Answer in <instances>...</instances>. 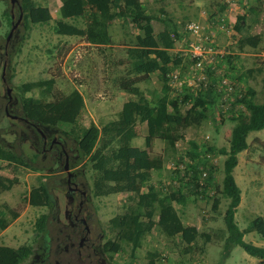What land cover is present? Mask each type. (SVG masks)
I'll list each match as a JSON object with an SVG mask.
<instances>
[{"label":"rangeland","instance_id":"374dc122","mask_svg":"<svg viewBox=\"0 0 264 264\" xmlns=\"http://www.w3.org/2000/svg\"><path fill=\"white\" fill-rule=\"evenodd\" d=\"M36 1L48 5L53 10V18L48 23L30 24L28 27L22 21L15 31L9 45L10 51L17 47H20V51L12 58L9 55L6 74L12 91L13 87L16 89L21 83L53 77L59 94H68L75 88L83 94L85 107L77 119V125L89 126L95 123L101 127L107 121L117 118L123 102L133 97L120 88L119 81L122 75H127V49L137 44V35L142 31L124 18H117L110 25L111 46L81 44L86 26L84 17L62 18L60 8L57 10L62 0ZM143 3L147 12L153 16L155 33L165 28L167 23L177 29L179 37L171 52L174 57L181 58L178 69L185 73L191 67L188 52L191 39L189 23L193 20L211 23L216 33L215 44L229 52L223 59L226 64L223 73L234 82L236 95L243 94L251 87L256 90L255 100L264 101V0H251L249 4L241 6L228 4L225 0H143ZM254 6L257 7L256 12L250 10ZM5 10H11L10 0H0V142L24 156L29 165L0 159V175L16 179L10 189L0 192V210H4L9 218L8 227L0 233V245H31L32 255L21 264H43L44 252L49 254V257H45L50 264H65L62 253L73 251L71 242L76 238L79 241L81 237L67 239L62 229L71 230L81 195L69 192L68 176L64 169L65 155L55 145L51 148L53 135L56 134L59 139L60 131L52 134L47 129L44 144L34 126L6 114L8 97L2 72L4 49L12 23L9 24L4 17ZM14 12L17 20V6ZM246 12L247 19L241 23L244 30L240 34L234 25L239 16ZM224 16L227 18L226 31L219 30L215 23ZM248 34L259 35L258 46H241L240 39ZM144 39L146 46H158L155 36ZM228 55L229 59L226 58ZM175 69L177 68L173 67L171 71ZM10 72L13 73L11 80ZM161 83L160 75L153 73L137 85L148 99L154 100L158 94H162ZM178 89L174 88L173 91L176 93ZM187 89L188 86L182 90L183 93ZM31 94L39 96L37 89L28 93ZM218 102L214 108H209V116L200 126L185 129V136L177 141L175 149L167 148L161 138H156L151 153L165 160L163 169L152 171L150 182L164 192L171 191L182 183L187 184L190 176H184L183 173L189 165L194 164L200 169L213 167L214 179L207 192H204L207 189L195 192L184 185L187 202L174 203L185 224L196 225L200 232L211 234L226 228L224 217L229 203L222 190L226 155L218 152V149L229 146L238 113L249 112L242 103H238L232 107L231 113L221 114ZM10 112L21 115V108L10 107ZM137 129L139 135L132 140V144L145 147L147 123L139 121ZM192 142L216 150L212 153L201 150L198 156H191ZM248 142V149L239 153V163L234 169L236 180L242 189V202L235 217L242 229L249 227L256 218L264 222V129L250 132ZM65 146L70 155L72 180L87 189L86 210L83 212L87 215L92 235L97 238L96 245L102 248L109 239L115 238V231L109 227V220L125 210L130 193L95 196L92 191L94 172L91 164L87 159L77 162L79 154L74 144ZM204 178L205 176L198 179L202 183ZM43 180L54 181L51 185L55 196V210L48 206H34L29 202L31 189ZM216 198L220 203L218 209L214 210ZM14 212L17 213L16 217L13 216ZM41 214L49 215L44 245H41V234L36 229V221ZM263 232L261 229L252 230L245 234L244 239L262 246ZM64 243L68 250L62 248ZM225 246V239L215 235L208 243L200 237L197 246L186 252L187 246L179 235L167 236L156 225L144 237L142 247L135 254L132 253L131 244L123 243L118 252L103 255L108 264H149L152 253L158 255L155 264H264V259L249 254L240 245L235 246L230 256L224 260Z\"/></svg>","mask_w":264,"mask_h":264},{"label":"trees","instance_id":"16d2710c","mask_svg":"<svg viewBox=\"0 0 264 264\" xmlns=\"http://www.w3.org/2000/svg\"><path fill=\"white\" fill-rule=\"evenodd\" d=\"M21 5L26 27L30 24H45L53 18L51 9L36 0H21ZM250 8L252 12L257 10L255 6ZM60 13L62 18L84 17L86 20L84 38L91 44H111L110 25L117 18H124L142 31L137 35V44L127 49L129 57L127 75H122L119 81L120 88L133 97L124 102L117 118L107 121L101 127L95 123L89 126L77 125V119L85 107L83 94L77 88L68 94H59L53 77L21 83L16 89L13 87L12 91L14 101L10 105L11 108H21V115L38 123L45 133L47 129H50L52 134L60 131L61 142L74 144L76 147L79 154L77 162L87 159V162L91 164L94 172L92 191L95 196L130 193L125 210L109 220V227L115 231V238L109 239L102 248L107 252L116 253L123 243H127L131 244L132 253L135 254L142 247L144 237L157 225L167 236L179 235L187 246L186 252L192 251L197 246V240L200 237L208 243L215 235L225 239L224 260L230 256L232 249L237 245L249 254L264 259V246L244 239L245 234L252 230L264 231L262 219L256 218L249 227L242 229L235 217L242 202V189L234 174V169L239 163V153L248 149L250 132L264 129V101L255 100L256 90L248 87L243 94L228 102L225 113L220 110L221 114H228L233 111L234 105L242 103L249 112L238 113L229 146L218 149V152L226 155L222 189L224 196L229 199L224 217L226 228L216 231L215 234L200 232L196 225L183 222L174 203L187 202L188 196L184 185L195 192L205 189L207 190L204 192H207L209 184L214 179L213 167L200 169L194 164L189 165L184 172V176H190L187 184L182 183L179 187L164 192L150 182L152 171L163 169L165 160L151 153L156 138H161L167 148L175 149L177 141L184 138L185 129L198 127L203 123L209 116V108H214L216 105L217 97L222 98L214 85L218 77L212 75V82L207 88H202L199 93L195 91L183 93L177 90V96L172 94L169 73L173 67L179 66L181 58L174 57L171 49L175 46L179 34L177 29L168 23L165 28L155 33L152 25L153 16L147 12L143 0H62ZM247 14L246 12L240 15L234 25L235 30L240 34L244 30L241 23L247 19ZM3 15L11 24L13 21L11 12L5 10ZM148 36H155L158 46H146L144 37ZM259 41V35L251 34L244 35L240 39L241 46L256 47ZM19 51L20 47L10 51L9 46L11 58ZM226 58L229 59L230 55ZM156 71H159L163 91L154 100H150L137 84ZM9 78L10 80L13 78V73L10 72ZM186 88L187 85L184 84L183 89ZM35 89L38 90L39 96L28 95ZM183 101L189 106L182 105ZM139 121L147 123L145 147L132 144V140L139 135L137 129ZM55 135L52 139L56 138ZM56 145L62 150V145ZM198 150L200 151L197 152ZM201 150L212 153L216 149L192 142L191 154L193 155L191 156H198ZM0 159L29 165L24 156L1 142ZM204 173L206 175H203ZM203 176L205 178L201 183L198 178ZM15 182V178L0 175V192L10 189ZM52 182L54 183V181L43 180L38 186H34L29 195L30 204L48 206L55 210ZM219 203V199L216 198L213 203L214 210L218 209ZM13 216L16 217L17 213L14 212ZM48 217V214H41L36 221V229L41 234V245H44L45 236L48 233ZM8 225L7 213L0 210V233ZM32 253L33 247L29 244L19 247L0 245V264H21ZM151 256L149 264H155L158 255L152 253Z\"/></svg>","mask_w":264,"mask_h":264},{"label":"built area","instance_id":"2783aa9c","mask_svg":"<svg viewBox=\"0 0 264 264\" xmlns=\"http://www.w3.org/2000/svg\"><path fill=\"white\" fill-rule=\"evenodd\" d=\"M225 2L241 6L249 4L251 0H225ZM215 23L219 30H228L225 16L220 17ZM189 31L191 34L189 53L194 63L191 69L185 73L180 68L169 73V84L172 94L177 96L173 89L180 88L184 84H187L195 92L202 88H207L212 82L211 75H215L218 80L214 85L222 95V98L227 102L235 100L236 96H238L236 95L235 84L228 75L226 76L223 73L226 66L223 59L229 52L215 44L214 34L216 33L211 23L206 24L201 20H193L189 23ZM180 98L183 99L182 97ZM184 104L188 105L183 101L182 105Z\"/></svg>","mask_w":264,"mask_h":264},{"label":"flooded vegetation","instance_id":"af4514ba","mask_svg":"<svg viewBox=\"0 0 264 264\" xmlns=\"http://www.w3.org/2000/svg\"><path fill=\"white\" fill-rule=\"evenodd\" d=\"M20 2H21V0H20ZM16 6L18 7L17 3L13 8V5L11 3V10L10 11L12 14H14V18L12 17L13 18L12 25H13V22L16 21L15 20V12H14ZM18 9H19V7H18ZM19 14H20V9H19ZM6 93H7V90H6ZM11 95H12V93H11ZM7 97H8V102L6 105H8L9 113L14 114V113L10 112V105L14 101V97L12 96L11 100H10L8 94H7ZM5 111H6V106H5ZM6 114H7V111H6ZM16 114H18V113H16ZM20 121H23V120H20ZM23 122L28 123L26 121H23ZM29 125H31V124H29ZM32 126H34V125H32ZM35 129L38 131V129L36 127H35ZM39 134L41 135V137L44 141V144H46L47 135H46V137H43L40 132H39ZM54 140L55 139H52V141H51V148L54 145L57 147L56 144L62 145V152L64 153L63 148H66L65 144L63 142H61L60 139H56L58 142H54ZM67 181H68V178H67ZM68 186H69V192H71L72 194L81 195V200L79 202V207H78L77 213L73 217V224L70 227L71 230L67 231L65 229H62V233H64V237L66 236L67 239H68V237H71L72 239H74L75 236L76 237L80 236L81 238L79 241L76 238L75 240H73L71 242V249H73V251H69L68 254H66L67 252L62 253L63 261H65L64 263L65 264H108L106 261V257L103 255V254H107L108 252L106 250H104L103 248H99V246L96 245L95 241L97 238L95 235H92L90 225L88 224L87 219H86L87 215L83 212L84 210H86L85 204L87 201V189H83L79 183H77L76 181H73V180L71 181L70 184L68 183ZM64 244H65V246H63L62 248H66V250H68V246L66 245V243H64ZM44 255L49 257V254L47 255L45 252H44ZM45 256H44V259L42 260V263L43 264H50L47 260V257H45Z\"/></svg>","mask_w":264,"mask_h":264},{"label":"water","instance_id":"95a60500","mask_svg":"<svg viewBox=\"0 0 264 264\" xmlns=\"http://www.w3.org/2000/svg\"><path fill=\"white\" fill-rule=\"evenodd\" d=\"M11 3L13 5V8L16 5V3L18 4V7L20 9V14H19L18 19L15 22H13L12 28H11L8 36H7V41H6V45H5V59H4V67H3L2 78H3L4 84H5V87H6V90H7V94L9 96L10 100L12 98V95H11L12 88L10 87V85H9V83L7 81V78H6V69H7L8 60H9V45H10V42H11V39H12V37L14 35L15 30L17 29V27L23 21V16H24V11H23V8H22L20 0H11ZM12 17L14 18V14H12ZM6 111H7V114L9 116H11L12 118L23 120V121L28 122L31 125H34L38 129V131L42 134V136L46 137V134L44 133L43 129L39 126L38 123H36V122H34L32 120H29L26 117H23L21 115L10 114L9 110H8V105H6ZM54 142H58V141L55 139ZM63 151H64V154H65L64 169L67 172L68 183L70 184L71 181H72V171L70 170V155H69V152H68V150L66 148H63Z\"/></svg>","mask_w":264,"mask_h":264},{"label":"bare ground","instance_id":"6f19581e","mask_svg":"<svg viewBox=\"0 0 264 264\" xmlns=\"http://www.w3.org/2000/svg\"><path fill=\"white\" fill-rule=\"evenodd\" d=\"M189 52V51H188ZM189 57H190V59H191V56H190V53H189ZM191 66H192V64L194 63L193 62V60L191 59ZM3 67H4V65H3ZM178 67V66H177ZM190 69H191V67H190ZM6 72H7V69H6ZM3 73V72H2ZM7 74V73H6ZM211 77H213L212 75H211ZM215 77H217V76H215ZM6 78H7V76H6ZM3 79V78H2ZM8 81V80H7ZM185 85H187V84H185ZM179 88V87H178ZM183 88H184V85H182L178 90H183ZM201 90V89H200ZM200 90H198L196 93H199V91ZM187 91H195V90H193L192 88H190L189 86H188V89H187ZM186 91V92H187ZM220 98V101L218 102V99ZM219 103L218 104V106H219V108H220V110L223 112V113H225L226 111H227V106H228V102L227 101H225L223 98H221V97H217V101H216V103ZM221 102V103H220ZM187 108V107H186ZM56 139V138H55Z\"/></svg>","mask_w":264,"mask_h":264},{"label":"crops","instance_id":"0c3cea01","mask_svg":"<svg viewBox=\"0 0 264 264\" xmlns=\"http://www.w3.org/2000/svg\"><path fill=\"white\" fill-rule=\"evenodd\" d=\"M46 6H48V5H46ZM60 6H61V3H59V5H58V8H57V10L59 11V8H60ZM49 7V6H48ZM50 8V7H49ZM51 9V8H50ZM53 10L51 9V12H52ZM55 11V10H54ZM81 44H86V45H91V43L90 42H87L86 40H85V38L83 37L82 38V42H81ZM92 45H96V44H92ZM112 44H109V46H111ZM175 68H177L178 69V67H175ZM153 73H156V74H159V71H156V72H153ZM152 73V74H153ZM161 86H162V83H161ZM129 98H127L126 100H128ZM125 102V101H124ZM124 102H123V104H124ZM123 106V105H122ZM122 109V108H121ZM120 109V110H121ZM154 171V170H153ZM257 245H260V244H257ZM262 246H264V245H262Z\"/></svg>","mask_w":264,"mask_h":264}]
</instances>
